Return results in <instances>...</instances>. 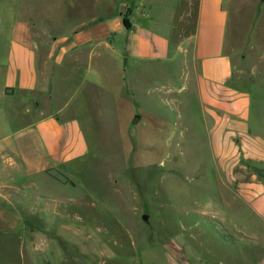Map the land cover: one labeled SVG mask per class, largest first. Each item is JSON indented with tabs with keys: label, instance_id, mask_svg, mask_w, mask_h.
Instances as JSON below:
<instances>
[{
	"label": "rangeland",
	"instance_id": "rangeland-1",
	"mask_svg": "<svg viewBox=\"0 0 264 264\" xmlns=\"http://www.w3.org/2000/svg\"><path fill=\"white\" fill-rule=\"evenodd\" d=\"M228 7L226 46L264 127V5L257 19ZM141 65L136 78L122 71L117 113L84 125V157L0 196V264H264V164L251 189L228 181L189 58Z\"/></svg>",
	"mask_w": 264,
	"mask_h": 264
},
{
	"label": "crops",
	"instance_id": "crops-1",
	"mask_svg": "<svg viewBox=\"0 0 264 264\" xmlns=\"http://www.w3.org/2000/svg\"><path fill=\"white\" fill-rule=\"evenodd\" d=\"M69 2L0 0V196L14 181L39 187L51 170L84 157V125L117 113L122 71L136 78L142 63L152 68L178 53L189 58L221 171L251 189L264 164L254 141L264 127L251 123L226 32L228 6H249L257 19L264 0H86L83 13Z\"/></svg>",
	"mask_w": 264,
	"mask_h": 264
},
{
	"label": "trees",
	"instance_id": "trees-1",
	"mask_svg": "<svg viewBox=\"0 0 264 264\" xmlns=\"http://www.w3.org/2000/svg\"><path fill=\"white\" fill-rule=\"evenodd\" d=\"M123 24L128 28L129 27V24L128 22L126 21V19L123 20Z\"/></svg>",
	"mask_w": 264,
	"mask_h": 264
},
{
	"label": "water",
	"instance_id": "water-1",
	"mask_svg": "<svg viewBox=\"0 0 264 264\" xmlns=\"http://www.w3.org/2000/svg\"><path fill=\"white\" fill-rule=\"evenodd\" d=\"M138 119H139V118L137 117L136 120H138ZM142 217H143L144 219H146V218H147V214H146V213L143 214Z\"/></svg>",
	"mask_w": 264,
	"mask_h": 264
}]
</instances>
